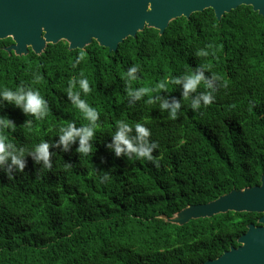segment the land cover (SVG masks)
Here are the masks:
<instances>
[{"label": "trees", "instance_id": "obj_1", "mask_svg": "<svg viewBox=\"0 0 264 264\" xmlns=\"http://www.w3.org/2000/svg\"><path fill=\"white\" fill-rule=\"evenodd\" d=\"M11 42L0 40V87L28 84L50 105L47 118L31 128L19 109L0 112L17 123L14 142L31 147L55 138L52 125L87 123L64 91L80 72L93 89L82 98L101 117L92 154H78L74 145L70 153L56 150L52 171L29 158L23 173H0V264H200L238 245L254 213L221 212L183 225L159 216L251 186L259 176L252 165L264 158V16L240 5L217 20L208 8L172 20L161 35L145 27L113 52L95 41L83 50L59 41L39 55L17 56L3 49ZM207 43L215 55L196 57ZM80 52L85 60L73 69ZM133 63L142 68L134 88L197 64L211 65L228 86L208 108L185 107L170 120L147 97L129 108L122 76ZM168 94L179 97V87L169 85ZM119 119L151 121L158 166L116 158L104 147ZM103 171L112 176L106 184L99 182Z\"/></svg>", "mask_w": 264, "mask_h": 264}, {"label": "water", "instance_id": "obj_2", "mask_svg": "<svg viewBox=\"0 0 264 264\" xmlns=\"http://www.w3.org/2000/svg\"><path fill=\"white\" fill-rule=\"evenodd\" d=\"M240 5L264 16V0H0V40L11 39L3 49L17 56L41 54L47 44L67 43L69 50H83L92 41L116 51L128 37L145 27L161 35L172 20L212 9L217 20ZM259 185L231 189L206 203L190 204L166 222L183 225L191 219L218 213L257 212L259 225L244 233L218 257L200 264H264V176Z\"/></svg>", "mask_w": 264, "mask_h": 264}, {"label": "clouds", "instance_id": "obj_3", "mask_svg": "<svg viewBox=\"0 0 264 264\" xmlns=\"http://www.w3.org/2000/svg\"><path fill=\"white\" fill-rule=\"evenodd\" d=\"M196 57H209L215 55V47L212 43L205 44L194 53ZM85 60V53L80 52L71 67L73 69ZM142 68L138 63H133L123 74L125 81L128 106L132 108L137 102L144 100L147 105H158L161 113L166 112L168 119L176 120L182 109L189 108L193 112L206 109L217 98L221 87L227 88V82L211 70L209 64H197L191 70L179 73L153 87H132L133 81H138ZM37 79H39L37 77ZM169 85L178 86L180 96L168 94ZM201 88L203 90H201ZM67 100L82 113L86 124L77 126L75 120H70L63 125H52L49 133L55 131V138L42 140L31 147L14 142L10 133H14L17 123L8 114H0V173L13 178L15 173H23L28 167L29 158L32 165H40L43 170L52 171L56 150L70 153L75 145L78 154L88 156L93 153L97 131L100 128V111L90 105L83 96L89 95L93 89L83 72L69 80L64 90ZM188 103L185 104L184 102ZM7 106L19 109L27 119L23 125L31 128L33 121L47 118L50 112L49 101L41 94L40 90L28 84L21 83L15 88L0 87V112ZM32 117L33 119H28ZM151 121L143 119L130 123L126 119L115 121L114 131L110 140L104 143V147L113 153L116 158L128 161L143 160L159 165V157L154 156L160 145L152 139ZM103 162V160H102ZM65 167H70L66 165ZM112 180L110 171H103L99 176V182L106 184Z\"/></svg>", "mask_w": 264, "mask_h": 264}, {"label": "flooded vegetation", "instance_id": "obj_4", "mask_svg": "<svg viewBox=\"0 0 264 264\" xmlns=\"http://www.w3.org/2000/svg\"><path fill=\"white\" fill-rule=\"evenodd\" d=\"M252 166L254 169L259 171V173H258L259 176L256 178L255 182L251 186L259 185L261 183L260 178H262V176H264V158L260 162H255ZM246 213H248V212H246ZM250 213H254V216L251 217L253 219V222H248L246 224V227L250 223H252L254 225H259L257 220L259 217H261L263 215V213H257V212H250Z\"/></svg>", "mask_w": 264, "mask_h": 264}]
</instances>
